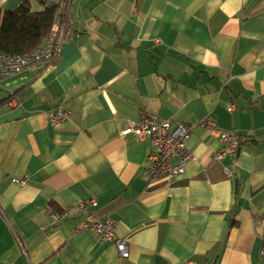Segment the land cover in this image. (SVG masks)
Masks as SVG:
<instances>
[{"label":"crops","instance_id":"0c3cea01","mask_svg":"<svg viewBox=\"0 0 264 264\" xmlns=\"http://www.w3.org/2000/svg\"><path fill=\"white\" fill-rule=\"evenodd\" d=\"M24 1L44 9L0 10ZM69 20L56 64L0 83V264H263L264 0H74ZM144 112L190 127L183 174L148 179L154 146L122 135ZM205 121L247 143L216 160ZM92 198L129 258L50 218Z\"/></svg>","mask_w":264,"mask_h":264},{"label":"built area","instance_id":"2783aa9c","mask_svg":"<svg viewBox=\"0 0 264 264\" xmlns=\"http://www.w3.org/2000/svg\"><path fill=\"white\" fill-rule=\"evenodd\" d=\"M74 0H45L47 7H55L56 13L51 31L46 39L45 46L27 55L8 56L0 54V83L23 71L41 64L54 65L59 61L60 50L63 44L70 42L74 37L71 21L69 20L70 8ZM51 121L58 125L70 118V113L60 108L55 115L49 116ZM213 138L218 139L222 148L214 158L222 161L228 156H236L241 147L247 143L244 136L234 132L220 130L214 122L205 121ZM190 127L183 123L172 124L167 120H159L156 116L144 112L140 121L130 124L122 130L123 136L133 135L141 142L151 141L155 150L148 156L150 165L146 169L148 179H172L186 172L187 165L194 159V154L188 146ZM227 176H232L231 168L225 169ZM16 184H24L25 179L14 180ZM98 202L92 198L88 202L66 207L63 212L51 211L50 218L55 222L71 219L80 214L84 216L83 229L95 232L103 242L115 245L121 258L130 257L129 243L116 234V221L107 218H98L90 207H96ZM264 264V244L261 250Z\"/></svg>","mask_w":264,"mask_h":264},{"label":"trees","instance_id":"16d2710c","mask_svg":"<svg viewBox=\"0 0 264 264\" xmlns=\"http://www.w3.org/2000/svg\"><path fill=\"white\" fill-rule=\"evenodd\" d=\"M32 10L30 1H24L14 11L0 10V54L27 55L45 46L56 13L55 7ZM62 212V211H61Z\"/></svg>","mask_w":264,"mask_h":264}]
</instances>
